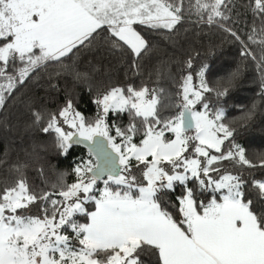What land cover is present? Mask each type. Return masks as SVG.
<instances>
[{
  "label": "snow or ice",
  "instance_id": "1",
  "mask_svg": "<svg viewBox=\"0 0 264 264\" xmlns=\"http://www.w3.org/2000/svg\"><path fill=\"white\" fill-rule=\"evenodd\" d=\"M254 5L264 13V0ZM181 6L182 0H0V81L6 82L0 83V107L5 91L11 94L41 67L61 64L99 31L108 30L114 48L141 56L147 41L134 26L172 30L182 18ZM194 7L207 14L209 24L228 19L226 0H196ZM254 36L255 29L249 40L256 42ZM17 62L23 66L13 76L8 68ZM197 77L196 84L191 72L182 79L174 105L164 89L129 84L99 96L92 121L71 100L56 113L33 110V124L54 132L63 153L88 143L95 161L78 164L76 181L59 192H33L24 179L0 192V264H143L141 256L149 251L158 264H264V211L253 210L242 176L223 167L225 161L257 164L234 142L235 129L222 122L224 110L210 108L205 93L215 90L203 68ZM169 107L176 111L165 116ZM110 111L128 112L132 119L126 126L110 125ZM226 140L231 146L224 150ZM258 160L264 167V153ZM197 185L223 194L204 203ZM253 186L264 197V180ZM177 188L174 215L163 195ZM37 201L45 205L40 214H26ZM89 201L95 210L85 207ZM77 214L88 222H78Z\"/></svg>",
  "mask_w": 264,
  "mask_h": 264
},
{
  "label": "trees",
  "instance_id": "2",
  "mask_svg": "<svg viewBox=\"0 0 264 264\" xmlns=\"http://www.w3.org/2000/svg\"><path fill=\"white\" fill-rule=\"evenodd\" d=\"M226 2L227 9L222 10L228 19L216 18L211 24L206 13L203 16L197 13L196 0H182V18L172 30L135 25L147 41V48L139 57H133L127 47L114 48L108 30L99 31L90 44L74 49L61 64L41 67L31 72L22 84L17 83L11 94L5 91L0 107V192L20 179L33 192H59L63 185L76 181L74 168L78 164L88 159L95 161L86 148L77 144L63 153L57 147L54 132L44 133L43 124H33V110L56 113L71 100L75 109L92 121L99 111L95 100L112 87L129 84L136 89L145 86L150 90L164 89L170 97L169 103L174 105L179 102L182 79L191 72L193 82L198 83L197 73L203 68L205 80L215 90L205 93L210 108L224 110L222 122L235 129L234 142L257 164L249 168L233 166L229 161L223 167L242 176L253 210L258 215L264 211V197L253 186L254 180H264V167L259 166L258 160V155L264 153V43L259 42L264 13L254 11V0ZM253 29L256 42L249 40ZM189 60L191 68L187 66ZM22 66L19 62L10 65L9 74L15 76ZM77 73L81 75L77 77ZM225 90V95L216 94ZM175 111L169 107L163 114L167 116ZM249 113L247 119H239ZM106 119L110 125L126 126L132 117L128 112L110 111ZM230 146L226 140L223 149ZM102 184V180L97 182L99 189L103 188ZM180 190L163 195L165 206L174 215L178 207L175 197ZM195 190L198 200L204 203L213 195L217 199L222 195V192L202 191L198 185ZM44 206L40 202L39 211ZM86 208L95 210L94 202H87ZM75 219L88 222L82 214H77ZM141 259L143 264H158V257L151 251Z\"/></svg>",
  "mask_w": 264,
  "mask_h": 264
},
{
  "label": "rangeland",
  "instance_id": "3",
  "mask_svg": "<svg viewBox=\"0 0 264 264\" xmlns=\"http://www.w3.org/2000/svg\"><path fill=\"white\" fill-rule=\"evenodd\" d=\"M193 83H194V82H193ZM194 84H195V83H194ZM80 113H81V112H80ZM64 127H65V130H66V131H72V129H70L67 125H64ZM190 134H191V133H190ZM228 162H229V161H225L224 164H223V166H225ZM134 175L139 176V173H135V172H134ZM214 175H215V174H214ZM102 186L104 187L103 184H102ZM97 188H98V186H97ZM222 194H223V193H222ZM39 206H40V202H39V201H37V203L34 204V205H30L27 214H28V215L40 214V211H39V208H40V207H39ZM85 207H86V205H85Z\"/></svg>",
  "mask_w": 264,
  "mask_h": 264
},
{
  "label": "water",
  "instance_id": "4",
  "mask_svg": "<svg viewBox=\"0 0 264 264\" xmlns=\"http://www.w3.org/2000/svg\"><path fill=\"white\" fill-rule=\"evenodd\" d=\"M77 145L83 146L84 148H86L89 151V144L88 143H79ZM93 157L95 158V156H93Z\"/></svg>",
  "mask_w": 264,
  "mask_h": 264
}]
</instances>
